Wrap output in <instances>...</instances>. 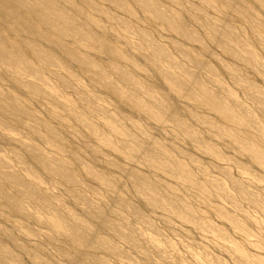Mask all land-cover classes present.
Masks as SVG:
<instances>
[{"label":"bare ground","instance_id":"6f19581e","mask_svg":"<svg viewBox=\"0 0 264 264\" xmlns=\"http://www.w3.org/2000/svg\"><path fill=\"white\" fill-rule=\"evenodd\" d=\"M105 1L122 10L124 14L134 17L135 20H137V11H139L138 13L142 15L141 19L151 24L155 29L157 28L158 31L166 27L174 39L181 37L180 42L173 40L176 44L175 50L189 62L192 61L196 68L208 73L212 83L219 89V92L228 96V100H221L222 103L218 102V96L211 94L204 88L198 71H190L180 63L174 62L163 45L152 39L147 31L138 30L137 33L143 40L142 47L150 49L148 60L152 63L150 64L151 68L156 72L157 79L161 80L169 90L181 95L187 92V95L189 94L192 102L196 105L199 104L198 102L201 103L203 97H206L205 102L217 106V109H220V114L223 112L225 121L231 120L230 122L242 126L256 123L253 112L235 99L232 91L217 79L215 66L199 61L200 58L199 60L193 58L186 50V44L194 43L197 44L199 50L213 56L209 45L217 46L230 58L241 62L242 67L247 66L261 73L264 80V61L258 59L255 50L247 48L244 54L236 50V46L245 42L237 29L228 24L218 25L210 21L207 13H205L207 12L206 7L211 3L209 0H199L202 5L198 4L195 8L197 12H200L201 18L208 27L209 31L205 37H201L195 31H192L188 27L187 21L177 12V9L165 8L164 0ZM168 1L180 5L179 0ZM224 1L228 9H233L232 11H235L237 16L247 17L251 23V31L259 35L262 33L261 37L264 38V24L257 20L255 10L249 5L248 1ZM261 4L263 3L261 2ZM107 11L86 0H0V264H114L113 260L121 259L123 261L127 260L128 264H143L140 263L139 259L133 258L127 252L121 250L113 242V240H120L126 247L136 251L145 248L146 250L141 255H144L146 259L151 258V254L160 255L164 253L160 240L156 236L143 235L135 229L134 223L142 221L145 222L148 230L158 234V230L153 226L154 224H152L150 218L146 217L142 207L148 206L149 209L157 212H155L156 215L164 216L160 218L167 225H170L171 218H175L189 226L195 224L198 229L210 228L204 222L199 221L194 209L186 201L184 202L180 196L171 191L173 184H188L207 196H210L209 189H212V194L225 199L228 198L233 203H236L239 199L228 192L225 182L223 183L218 177L209 175L211 179L200 182L183 162L182 159L187 156L186 151L174 142V139L166 138L164 140L165 144L162 142L158 145L153 139H147V141L140 139L137 134L128 128L119 130L118 124L121 123L118 119L114 118V115L107 110L100 109V111L94 99H90L89 95L83 90L75 88L70 74H57L50 70L52 69L50 67L63 63L61 55H66L85 72L93 74L95 82L101 85L104 84L103 86L107 87L115 98H119L132 111L146 110L147 112H153L156 119L158 117L159 120H163V118L170 120L184 135L192 138L190 139L191 143L211 153L216 151L210 145V141L204 135H198L193 126L179 113L180 111L177 112L179 108L176 106V109L172 106L167 100V96L154 94L153 88L145 87L144 89L140 77L135 74L137 69L141 70L139 69L141 60L134 59L129 51L120 50L116 43L111 42L107 36L101 34L102 32L99 33V29L106 27L103 16L112 21V27L116 26L126 32H130L132 28L128 22L119 21L117 17ZM100 15L103 17L102 19ZM114 23L116 25L113 26ZM119 38L121 37L119 36ZM71 44H89L94 48H99L113 60H109L110 62L104 65L96 57L91 56L92 54H88L87 51L83 52L81 45L74 47ZM64 59L66 60V58ZM116 60H119V62ZM160 63H168V65L162 67L159 66ZM136 67L137 69H135ZM220 67L229 74L228 76L234 79L233 81L242 83L246 87L245 89L248 92L250 91V94H252V91L258 94L254 95L253 98L258 104V111L264 115V95L261 88L254 83H250L241 72L231 69L228 64L220 63ZM131 69H134V71ZM175 70L181 73H177ZM110 73L111 75L116 73L119 82H122L123 85H115L116 83L109 79ZM6 76L8 77L9 83H7L9 86L12 85L14 89L21 91L23 97L4 88L2 78ZM53 79L57 80L58 87L72 89L76 95H79V102L77 99L72 100L74 102L61 103L56 92L58 87L52 82ZM125 86H128V88H125ZM167 88L165 89L167 90ZM128 91L130 92L128 93ZM142 93L153 101L146 103L141 101L140 94ZM66 94H68V91H65L64 95ZM202 95L204 96L202 97ZM36 100L49 101L51 108L48 114L52 120L62 122L70 120L74 122L76 127L89 130L93 135L101 131L104 135L103 139L96 138V142L93 143L83 139L85 136L78 131L71 133L72 139H64L63 129L36 116L34 112L36 103H33ZM207 103L205 104L208 105ZM214 106L213 108H215ZM155 109L156 112H154ZM189 111L192 119L204 122L210 128L214 126L213 128L217 129L218 134H223L222 136L224 134L229 136L230 140L240 150L264 169V146L251 144V140L244 139L245 137H242L239 132H237L239 134L234 133L236 130L234 132L233 129L229 130L228 126L207 122L205 116L195 109L190 108ZM93 117H98L104 122L107 121L105 123H107L108 131H102L100 126L92 120ZM27 119L35 121L38 125L30 124ZM159 120L156 122H159L160 126L162 122L160 123ZM166 124L168 123L166 122ZM60 126L64 128L63 125ZM19 128L31 131L34 136L48 146L49 151L43 152L38 145L33 143V139L26 141L10 135L13 130ZM251 129L253 128L251 127ZM120 132L127 139L116 138L115 135ZM255 142L258 143V141ZM99 148L105 151L106 156L118 158L117 161H111L104 165L107 170H99L93 163L99 161L103 156V152ZM157 148L162 149L164 152L160 153L156 150ZM165 148L167 153H165ZM87 155L91 157V161L86 158ZM63 156L66 157L62 158ZM122 157L125 162L128 160L129 162H127L131 166L127 162L128 166L118 162L121 161L120 158ZM136 159L145 161L147 163L145 165H148L149 169L154 170L156 173L158 172L159 175L153 177V175L146 174L147 172L145 173L144 170V172L139 170L136 166L137 163L134 162ZM189 159L192 164L198 163L195 158L190 157ZM239 160L241 159L239 158ZM242 162L244 161L242 160ZM108 166L112 167V170ZM118 173L122 174L129 184L128 192L137 195L141 200L142 207L122 196V192L124 193L121 184L123 179L121 182L120 179L113 176ZM222 175L223 178L231 182L239 197L257 207L258 211L264 215V208L257 197L246 191L244 185L229 172H223ZM162 177H167L168 181H162ZM47 178L57 181L58 192L50 189L48 182H45ZM87 181L93 182V185L89 184L87 186L88 184H85ZM94 183L97 187L94 186ZM104 188L107 191L115 192V195L107 199V202L104 199H99L105 196H102L101 193V189ZM89 192L98 197V201L100 200L99 202L102 205L91 200L87 196ZM65 194L71 195L78 203L76 206L79 207L82 214H77L71 209V205L68 206V201L64 198ZM128 216L132 220L126 221ZM246 216H249V214ZM229 220L232 221L231 218ZM225 221L228 222L227 219ZM232 224L236 225V222ZM218 232L221 239L231 244L230 246L235 250V254L236 252L241 253L242 248L228 240V236L224 231L220 230ZM19 233L22 236H19ZM41 236L44 237L47 245L49 244L54 248L53 254L38 242V238ZM243 236L245 235L243 234ZM219 241L221 242V240ZM8 243H11L12 246ZM26 243H30V246ZM166 247L173 248L171 243H167ZM240 253L237 255H241ZM150 262L151 260L144 264ZM246 263L252 264L249 257ZM157 264L174 263L162 260Z\"/></svg>","mask_w":264,"mask_h":264},{"label":"rangeland","instance_id":"374dc122","mask_svg":"<svg viewBox=\"0 0 264 264\" xmlns=\"http://www.w3.org/2000/svg\"><path fill=\"white\" fill-rule=\"evenodd\" d=\"M86 1L95 3L100 9L103 8L105 11L108 10L107 12H109L112 15H114L115 17H117L119 19V21L123 20V21L128 22L131 25L132 28H131L130 32H126V31L121 30L120 28L114 26V25H116L115 23L113 24L114 27H112V25H111L112 21L108 17L103 16L104 17L103 18L100 15L101 19L103 18V20L106 24V27L99 29V33L102 32L101 34L107 36L111 42L116 43V45L118 46V48L120 50L129 51L132 54L131 56L134 59H137V60L139 59V61L141 60V64H140L141 66H139V69H141V70L139 71L136 67L135 69H137V70L135 71V74L140 77V80L142 81L144 89H145V87H147L149 89L153 88L152 90L154 91V94H157V95L160 94L159 96H167V100L169 101V103L172 106H174L176 109H177V107L179 108V109H177V112L180 111L179 113H181L183 118L185 117L186 121L189 122L190 125L193 126V129L197 132V134L200 136L204 135V137L210 141V145L216 151L214 153H211L210 151L202 150L196 144L191 143L190 139H192V138L191 137L189 138L186 135H184V133L181 132L176 127L175 123L171 122L170 120H167L165 118H163V120L162 119L159 120L158 117L156 119V116L154 115L153 112H150V111L147 112L146 110H144V111L133 110L132 111V109L129 108L128 105H125L124 102H122L119 98H115V96L109 92L108 88L103 86L104 84L101 85L100 83L95 82L94 81L95 77H93V74H91V73L89 74L88 72H85L83 69H81L79 66H77L66 55H61L63 63H60V64H58V66H55V67H50V68H52L50 70H52L54 73H57V74L58 73L67 74V75L70 74L71 75V81H72L75 88L77 87L78 89L83 90L84 92L87 93V95H89L88 97L90 99H94L96 101V104H97V107L99 108V110L100 109L107 110L114 115V118L116 117L118 119V121L121 123V124H118L119 130H121V128H124V129L128 128L132 132L137 134L140 139H144V141H147V139H153L156 144L158 143V145H160L162 142H164L163 144H165L164 140L166 138L167 139H174L173 141L178 143L186 151L187 156L184 159H182L183 162L190 168L192 173L198 178V180L200 182H205V180L209 179V178L211 179V177L209 175L214 176V177H218L223 181V183L225 182L224 184H225V187L227 186L226 188H227L228 192H230L231 195L239 198L238 201H236V203H233L228 198L225 199L224 197L216 196V195L212 194L211 193L212 189H209L210 192L209 191L208 192L210 193V196H207V195H205V193L202 194L196 188H193L192 186H190L188 184H186V185H182L179 183H178L179 185L173 184L171 191H173L175 194L180 196L184 202L186 201V203H188L194 209V213L196 214V216H198L199 221L204 222L206 225H208V227L210 226V228H206L204 230L198 229L195 224H191L192 226H189L187 224H184V223L178 221L175 218L174 219L171 218L170 223H169L170 225H167L161 219L164 216H160L159 214L156 215L157 212L149 209L148 206L142 207L143 205L141 204V200L137 197V195L130 194L128 192L129 191V184L127 183L125 178H123L122 174L120 175V173H118V174L113 175V176H116L118 179H120L121 182L123 179V182L121 184H122L124 193L122 192V196L124 198L132 200L133 203L140 205L143 208V212L146 215V217L150 218V221H152V224H154L153 226L158 230V234H155L151 230L147 229V225L145 224V222L140 221V222L134 223L135 229L138 230L143 235L145 234L148 236H152V235L156 236L160 240V245H162V249L164 250V253H162L160 255L156 254V253L151 254V256H150L151 258H148L151 260V262L149 264H157L158 262H160L162 260H168L170 262H173L174 264H205V263L206 264H229V263L230 264H249V263H246V260L248 257H249V261H251L252 264H262V263L264 264V215L258 211L257 207L253 206L248 201L242 199V197H239V194L236 191H234V187L231 184V182L228 181L227 179L223 178L224 176L222 175L223 172H226V171L229 172L235 179H237L239 182H241L244 185L246 191H249V193L251 192V194H253L255 197H257L259 199L261 206L264 208V169L261 168L260 166H258V164H256L248 155H246V153H244L242 150H240L238 148V146H236L232 142V140H230L231 138L229 136H227V135L225 136V134H224V136H222L223 134L222 133L218 134L217 129L213 128L214 126L210 128L208 125H206V123L198 122L197 120L192 119L190 117L191 114L189 111L190 108L195 109L198 113L205 116V119L207 122H215L220 126H228L229 130L233 129V132L236 130L234 133L239 132L242 137H245L244 139H247L248 141L251 140L250 141L251 144H253L255 146H259V145L264 146V144H263L264 143L263 142L264 141V139H263L264 138L263 137L264 136V132H263L264 131V115L258 111V104L255 101V99L253 98L254 95H258V94H256L254 91H252L251 92L252 94H250L249 93L250 91L248 92V90L245 89L246 87L242 83H239V82L237 83V82L233 81L234 79L231 76H228L229 74L221 69L220 63L228 64V66L231 69H236L239 72H241V74L250 83H254L257 86H259L262 90V94L264 95V80H263L262 74L256 70H254V69L247 67V66L242 67L243 64L241 62L234 60L233 58H230L223 50H221V48H219L217 46L213 47V46L209 45V47L212 50L211 52L213 53V56H211L210 54L204 53L203 51L199 50L197 47V44L188 43L185 45L186 50L191 54V56L193 58H196L198 60L200 58L199 61L207 62L213 67L215 66V68L217 69V79H219L224 84L225 87H227L228 89H230V91H232L235 99H237L241 104H243L245 107H248V109L253 112V114L255 115L254 117L256 119V123L255 124L254 123L249 124V126H247V125L242 126V125L234 124L235 122L234 123L230 122L231 120L229 121L227 119H226L227 121H225L224 120L225 118L223 117V112L220 114L219 113L220 109L218 110L217 106H214L213 104L205 102L204 99L206 97H203L204 95H202L203 99L201 98L202 99L201 103L198 102L199 104L197 103L198 105H196L194 102H192L189 94L187 95V92L182 93V95L180 93H178L179 94L178 95L174 91L169 90L166 87V85L161 82V80L157 79V77L155 75L156 72L150 66V64H152V63H151V61L148 60V55L150 54V49H148V48L146 49V47H144V46L142 47L143 40L138 35L137 31L138 30L147 31L152 39H154L159 44L164 46L165 50L168 52L169 56L172 58V60L174 62L180 63L182 66L189 69L190 71H198L197 73H199V75H200V78H201V81L204 85V88H206L211 94H216L219 98V99L217 98L218 102L222 103V101L228 100V96L224 93L219 92V89L214 85V83H212L208 73H206L204 70H199L198 68H196L195 64L192 61L189 62L183 55H181L179 52H177L175 50L176 44H174L173 40L180 42L182 40L181 37L174 39L173 36L171 35V32L166 27L161 28L160 31H158L157 28L155 29L151 24H148L147 22H145L141 19L142 15L140 13H138L139 11H137V20H135L134 17H131L128 14H124L122 10L117 9L116 7L112 6L108 1H105V0H101V1L86 0ZM102 1H103V3H102ZM246 1H248L249 5L251 7H253V9L255 10L254 13H255V16L257 17V20L260 23L264 24V0H260L259 2H258V0H256V1L255 0H246ZM209 2L214 4V5H212L210 3L206 7L207 12H205V13H207V16L209 17L210 21L212 23H216L218 25L228 24L231 27H235V29H237V31L242 35V38L245 40L244 43L236 46V50L238 52L244 54L246 52L245 50L247 48H253L255 50V52L257 53L258 59L263 62L264 61V41H263L264 38L261 37L262 33H260L261 35L253 33L251 31V23H250L249 19L245 16H237L235 11H232L233 9L232 10L228 9L224 0H209ZM261 2L263 4H261ZM179 3H180V5L173 4L172 2H169L168 0L163 1L165 8L177 9V12L180 15H182L184 20L187 21V22L186 21L185 22L187 23L188 27L192 31H195L196 34L200 35L201 37L207 36L208 31H209L208 27L206 26L203 18H201L200 12H197L195 10V8H197L198 4L202 5L201 1H199V0H179ZM251 3H252V5H251ZM101 6H103V7H101ZM104 7L107 9H105ZM212 10H213V12H212ZM221 16H222V18H221ZM237 17L240 19H238ZM246 23H248V24H246ZM104 29H105V31H104ZM122 32L124 34H121ZM108 33H110V34H108ZM118 35L123 40L121 38H119ZM80 45L82 46L81 48H83V52L87 51L88 54L89 53L92 54L91 56H93L94 58L96 57V59H98V61L100 63H103L104 65H107V63L110 62L109 60H113V59H111V57L109 55H107V54L105 55V53L102 50H100L99 48L98 49L94 48L89 44H78V45L77 44H71V46H74V47L80 46ZM136 56H137V58H136ZM138 56H139V58H138ZM64 58H66V60ZM106 61H108V62H106ZM116 61L119 62V60H116ZM142 62H143V64H142ZM167 65H168V63H160L159 64V66H162V67H166ZM131 70L134 71V69H131ZM175 71L177 73H181V72H178V70H175ZM153 75H154V77H153ZM109 76H110L109 79L116 83L115 85H117V86L123 85L122 82H119V79H118L116 73L112 74V75L110 73ZM2 79H3L2 82L4 84L3 86L5 89H7V91H10L13 94H16V95L21 96V97L24 96V95H22L23 93H21V91H17L16 89H14L12 87V85L9 86L7 76L3 77ZM56 81L57 80H55V79L52 80V82L57 86ZM125 88H128V86H125ZM165 88H167V90ZM65 91H68V94L64 95ZM56 92L58 95V100L61 103L62 102L69 103V101L74 102L72 100H77V99H78L77 101L79 102V95H76V93L73 92L72 89H66L65 87H58V89H56ZM129 92L130 91H128V93ZM188 96H189V98H188ZM148 98L149 97L145 96L143 93L140 94V100L141 101H143V102L145 101V103L149 102V101H153V100H150V98L149 99ZM187 102H189V103H187ZM190 102H191V104H190ZM33 103L34 104L36 103L35 106L33 104L34 112L36 113V116L38 118H41V119L46 120L48 122H52V124H54V126L60 128V129H63L62 134H63L64 139H72L71 133L74 131H78L79 133H81L82 135L85 136V138H83V139H85V140L87 139L93 143L96 142V138L97 139H103V137H104L103 132L99 131L96 135H93L92 133H90L89 130L76 127L74 125V122H72L70 120L62 122V121H58V120L53 119L54 120L53 121L48 114V111L51 108V104H49V101L36 100V102H33ZM192 103H194V104H192ZM202 103H204V104H202ZM205 103H207L208 105H206ZM105 105H108V106H105ZM204 105H206V106H204ZM212 105L216 109L213 108ZM154 112H156V109ZM185 112L187 115L185 114ZM216 112H217V114H215ZM148 113H150V114L153 113V114L150 115ZM44 115H45V117H44ZM92 120L100 126V129L102 131H105V132L108 131L107 127H106L107 123H105L107 121L104 122L103 120L98 119V117H95V118L93 117ZM157 120H159L160 123L162 122L160 124V126H159V122H156ZM27 121L30 124H33L35 126L38 125L35 121H33L31 119H27ZM165 121L168 124H166ZM53 122H55V123H53ZM261 123H262V125H261ZM137 124L139 125L140 128L138 127ZM60 125H63L64 128ZM229 125H231V126L229 127ZM240 126H242V127H240ZM251 127L253 129H251ZM254 128L256 131L254 130ZM254 132H256V133H254ZM262 132H263V134H262ZM239 133H237V134H239ZM254 134H256V135H254ZM10 135H13L14 138L19 137V139L26 140V141L29 139H33V143L38 145L39 148L42 149L43 152L49 151L48 146L45 145V143H43V141H41L36 136H34L31 131H27L25 129L23 130L22 128H19L18 130H13V132L10 133ZM160 135H162L163 137L165 136V137L163 138ZM115 136L118 139L119 138L120 139H127V137H125V135L121 134V132ZM207 136H208V138H207ZM258 136H259V138L261 137L260 138L261 140L258 138ZM36 140H38V141H36ZM255 141H258V143ZM99 150L103 152V156L102 157L100 156L101 158L99 161L93 162V163H95L94 164L95 167H97L99 170H107L106 166L104 167V165L107 164L108 162H111V161H117L118 158L106 156L105 151L102 148H99ZM156 150L159 151L160 153L164 152L160 148H157ZM165 150H166L165 153H167L166 148H165ZM218 152L220 155L218 154ZM235 152H236V154H235ZM65 157L66 156H63L62 158H65ZM190 157L198 160L199 164L198 163L197 164L190 163V159H189ZM86 158L88 160L90 159V161H91L90 156L87 155ZM239 158L241 160H239ZM120 160L122 162L121 161H118V162H120L122 165L128 166V164H129L128 160H127L128 162L126 161L128 164L125 162V159L123 157L120 158ZM242 160L244 162H242ZM134 162L137 163L136 166H138L139 170H141L142 172L145 171V173L147 172L146 174H149L150 176L153 175V177H155V176L157 177V175H159L158 172L156 173L154 170L149 169V166L145 165L147 163H145V161H143L142 159H139V160L136 159V161H134ZM221 166H222V168H221ZM109 169L112 170V167L111 168L109 167ZM241 171H243V172H241ZM247 172H248V174H246ZM244 176H245V178H244ZM163 180L168 181L167 177H165V178L162 177V181ZM171 180L174 181L173 179H171ZM52 181H54V182H52ZM45 182H48L47 184L51 190L57 191L58 185H57L56 180L51 179V178H47ZM55 183H56V185H55ZM174 183H175V181H174ZM85 184L86 185L88 184L87 186H89V184L93 185V182L87 181V182H85ZM85 184H84V186H85ZM94 186L97 187V185L95 183H94ZM125 188L128 190H126ZM179 189L182 191H180ZM89 193H87V196L91 200H93L95 203L101 204L99 202L100 200L98 201V197L94 196L92 193H90V194ZM101 193H102V196H104V195L105 196H104V198L100 197L99 199H101V200L104 199L105 202L108 201L107 199H109L110 197H113L115 195V192L107 191L105 188L101 189ZM258 194H259V196H258ZM64 198L66 199V201H68V206L71 205L70 207H71V209H73L74 212H76L77 214H82L81 213L82 211L79 209L78 206H76L78 203L72 198L71 195L65 194ZM220 213L223 215H221ZM248 214H249V216H246ZM224 215H226L227 217ZM222 216H224L225 218ZM154 217H156V218H154ZM229 218H231L233 222L230 221ZM224 219L225 220L227 219L228 222L225 221ZM130 220H132V219H131V217L128 216L126 221H130ZM234 222H236V225L232 224ZM232 227H234V228H232ZM220 230H222L226 233V235L228 236L227 237L228 240H230L231 242L235 243L236 245H238L239 247L242 248L241 253L236 252V254H235V250L230 246L231 244L227 241H224L223 239H221L218 236V233H219L218 231H220ZM43 231L45 232V230H43ZM243 234L245 236H243ZM18 235L22 236L21 233H19ZM247 237H248V239H247ZM218 238H219V240H221V242L218 240ZM38 242L40 244H43L48 249V251H51L52 254L54 253V248L51 245H49V244L47 245L45 243L43 236L38 238ZM113 242L121 250L127 252L131 257L139 259V261H141L140 263L144 264V263H147L148 261H150V260L146 259L144 257V255L143 256L141 255L144 253V250H146L145 248H141L142 250L140 249V250H138L139 251L138 252L136 250H132V249L126 247L125 244H123V242L120 240H113ZM224 242L227 244H225ZM167 243H171L173 248H171V249L167 248L166 247ZM9 245L12 246L11 243ZM26 245L30 246V243H26ZM221 249H222V251H221ZM238 253H240L241 255H237ZM152 257H154V258H152ZM238 258H240V259H238ZM250 258H252V259H250ZM154 260H155V262H153ZM124 261H123V259H121V260H117V261L113 260L112 262L114 264H116V263L117 264H125V263L128 264L129 263L127 260H124ZM244 261H245V263H244Z\"/></svg>","mask_w":264,"mask_h":264}]
</instances>
